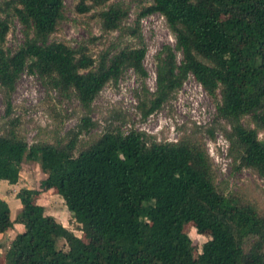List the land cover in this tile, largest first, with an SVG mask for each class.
Wrapping results in <instances>:
<instances>
[{
    "label": "trees",
    "instance_id": "16d2710c",
    "mask_svg": "<svg viewBox=\"0 0 264 264\" xmlns=\"http://www.w3.org/2000/svg\"><path fill=\"white\" fill-rule=\"evenodd\" d=\"M63 1L5 4L24 30V41L14 52L5 48L9 18L0 15L6 119L0 127V181L17 185L24 161L37 164L45 176L38 189L16 193L21 208L14 220L0 199V235L20 227L4 253L5 264H264V214L218 189L203 144L156 142L143 132L110 130L77 152L80 135L95 126L87 116L64 144L28 145L19 134L21 121L14 116L11 95L24 73L37 75L52 89L73 92L86 111L124 71L147 76L142 45L94 59L86 46L51 42L63 19ZM109 2L78 0L75 12L88 14ZM151 14L164 17L181 60L171 48L161 50L155 92L143 116L159 110L192 76L216 102L212 125L222 121L229 127L221 128L227 155L264 179V139H259L264 135V0H152L127 36L141 41L139 21ZM98 18L110 33L121 28L127 11L110 5ZM245 116L253 129L242 124ZM214 131L210 127L206 133L213 138ZM46 192L62 198L81 236L37 203ZM187 223L208 237L200 248L184 233ZM60 241L65 249L59 248Z\"/></svg>",
    "mask_w": 264,
    "mask_h": 264
},
{
    "label": "rangeland",
    "instance_id": "374dc122",
    "mask_svg": "<svg viewBox=\"0 0 264 264\" xmlns=\"http://www.w3.org/2000/svg\"><path fill=\"white\" fill-rule=\"evenodd\" d=\"M8 1L0 0V15L9 18L10 32L5 48L14 52L24 41V30L18 21L11 17L12 12L5 5ZM77 1H63V19L49 40L64 43L73 49L86 46L94 59H98L107 51L142 45L146 50L143 65L147 76L141 78L132 70L124 71L116 83L109 82L105 85L89 111H86L80 106L73 92L52 89L47 81L37 75L24 73L15 85L11 102L14 116L19 117L21 121L19 134L28 145L64 144L68 140L69 132L86 116L95 122V126L80 135L77 152L85 150L110 130H119L123 133L143 132L156 142L174 143L180 140L198 142L204 145L212 162L218 189L225 196L237 198L253 206L260 214H264V179L255 170L239 168L238 163L227 155L228 143L221 128L229 127L222 121L212 125L216 114V102L192 76L188 77L182 87L172 94L159 110L147 118L143 116L155 92L156 61L161 50L169 47L177 61L181 60V54L176 49L175 36L160 14H151L139 21L141 41L126 34L128 28L134 27L141 11L151 6L152 0H110L106 6L84 15L75 12ZM110 5H119L125 9L127 18L119 30L105 33L98 13ZM217 98L220 101L221 96L218 95ZM5 121L3 92L0 89V127ZM242 124L254 128L249 116L242 118ZM210 127L215 130L213 138L206 133ZM259 139H264V135L260 133ZM44 178L37 164L24 161L17 185L12 186L0 181V199L8 203L12 220L21 206L15 198L19 189H38ZM37 203L45 208L47 215L53 216L65 228L81 236L78 225L60 196L46 192L39 196ZM19 232L20 227L15 225L0 235V264H5L4 253ZM184 233L188 235L193 245L199 248L208 240L206 234L199 233L192 223L184 226ZM251 242V239L246 242V249ZM58 246L65 249L62 241Z\"/></svg>",
    "mask_w": 264,
    "mask_h": 264
},
{
    "label": "crops",
    "instance_id": "0c3cea01",
    "mask_svg": "<svg viewBox=\"0 0 264 264\" xmlns=\"http://www.w3.org/2000/svg\"><path fill=\"white\" fill-rule=\"evenodd\" d=\"M20 208H21V206H20ZM20 208H19V209H20Z\"/></svg>",
    "mask_w": 264,
    "mask_h": 264
}]
</instances>
